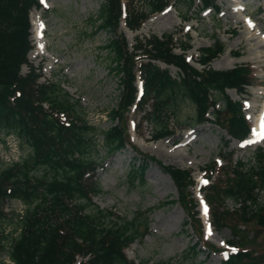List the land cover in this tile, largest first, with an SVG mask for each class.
Masks as SVG:
<instances>
[{
  "label": "trees",
  "instance_id": "trees-1",
  "mask_svg": "<svg viewBox=\"0 0 264 264\" xmlns=\"http://www.w3.org/2000/svg\"><path fill=\"white\" fill-rule=\"evenodd\" d=\"M170 1L103 0L96 15L97 29L115 36L105 49L113 65L110 71L119 76L121 85L119 104L109 116L111 123L116 121V124L100 133L102 144L111 154L131 146L126 135V120L120 111L128 112L133 106L143 113V118L149 120L151 116L160 124L155 138L171 134L162 121L185 103L195 110V125L211 122L237 141L246 139L250 133L243 104L230 99L227 90L244 93L253 85V71L243 65L224 71L207 68L224 53L223 44L215 41L211 47L201 50L199 63L204 68L199 71L189 65L183 55L174 53L175 44L170 34L144 43L139 41L133 52L125 37L117 34L122 20L129 30L136 31L150 16L169 6ZM175 1H186L188 7L195 3V0ZM200 1L199 12L208 8L218 12L212 0ZM32 8H39L36 0H0V138L12 135L20 149L28 150L19 161L0 167V218L3 202L17 200L23 205L21 214H11L14 227L10 235L15 236L10 238L8 234L6 239L0 235V254L4 252L11 264H148L131 261L124 253L148 231V223L143 227L136 223L143 214L123 221L114 212L99 209L92 201L93 196L102 193L94 180L97 161L91 158V153L98 151L96 129L80 118L81 114L74 109L70 96L59 83L38 82L39 71L27 63L26 56L31 49L28 14ZM182 48L185 50L184 46ZM137 59L141 61L139 64ZM156 62L177 67L181 75L173 78ZM22 65L28 67L24 74L20 70ZM136 72L143 82V95L139 100ZM219 100L222 104L217 107ZM75 106L79 107L76 101ZM139 157L140 163L131 165L129 173L132 180L144 183L147 167L160 163L152 157ZM230 157L232 154H229L223 178L218 177L203 188L214 229L229 226L228 221L237 222L230 226L236 241H227L236 251L222 264H264V251L257 256L256 249L246 250L247 243L255 244L247 239L244 229H239L240 225H254L264 230V205L258 202L259 192L264 191V148L256 149L248 168L240 161L234 163ZM161 168L169 175L179 195L177 200L168 203L178 204L184 210L189 218L184 226L192 225L202 241L196 201L189 193V188L194 186L190 173L171 166ZM208 171L206 176L211 180L213 169ZM226 200L239 204V208L228 210ZM2 241H7L6 245ZM199 244L195 243L186 253H200ZM208 249L219 251L213 246ZM77 258L86 260L77 263Z\"/></svg>",
  "mask_w": 264,
  "mask_h": 264
},
{
  "label": "rangeland",
  "instance_id": "rangeland-1",
  "mask_svg": "<svg viewBox=\"0 0 264 264\" xmlns=\"http://www.w3.org/2000/svg\"><path fill=\"white\" fill-rule=\"evenodd\" d=\"M212 1L218 12L211 9L199 12L202 7L200 0H195L192 7H188L186 1L171 0L167 9L151 16L143 24L147 25L152 20L145 33L140 32L143 25L136 31H129L122 22L117 34L125 37L132 52L139 41L144 43L153 37L161 39L170 34L175 44L174 53L182 54L198 70L204 68L199 63L201 50L218 41L224 45V53L212 60L207 68L224 71L242 65L250 66L253 85L242 94L227 90L230 99L244 104V114L252 126V132L243 145L229 140L226 132L213 123L195 125V110L185 103L168 113L169 118L162 121L171 134L159 138L155 135L160 124L151 116L146 120V117L141 119L143 113L120 111L126 120V135L131 146L109 153L102 144L100 133L116 124V121L111 123L109 116L119 104L121 85L119 76L110 71L113 65L105 49L108 41L115 36L109 31H99V22L95 21L103 0H41V8L29 12L32 48L27 54L28 64L40 70V82L59 83L70 96L74 109L81 114L80 118L98 134V151L92 152L91 158L97 161L94 180L102 193L93 196V203L101 210L114 212L123 221H130L141 213L143 215L136 223L142 227L148 223L146 235L125 249L127 258L136 263L222 264L228 253L233 252L234 248L226 241H236L230 226L237 222L228 221L229 226L218 231L210 225L208 207L201 190L210 183L204 177V171L215 166L212 181L223 178L229 154H232L230 159L234 163L240 161L248 168L253 163L256 147L264 148V138L250 144L255 127L260 121L264 125V0ZM157 64L161 69L168 70L173 78L181 75L177 67ZM27 69V66H22L21 73H26ZM221 104L219 100L216 106ZM209 118L213 120L211 115ZM6 143L7 150L0 147V158L6 162L18 161L28 152L26 147H17L16 140L11 136L6 138ZM140 155L152 157L160 163H151L147 167L144 183L132 180L129 173L131 165L140 163ZM5 165L0 161V167ZM160 166L186 170L196 183L189 188L191 197L199 203L195 211L198 210L199 216H202L207 208L206 219L200 217L203 223L202 241L192 225L184 226L189 220L184 210L177 204L168 203L169 200H177L179 195L175 184ZM258 202L264 205V191L259 192ZM239 206L231 200L225 201V208L230 211ZM22 210L23 205L17 200L2 203L1 236L6 239L8 234L10 238L15 236L10 235L14 227L11 214H21ZM146 218L148 221H145ZM239 229H244L247 239L255 244L247 243L246 250L256 249L257 256L264 251L263 229L254 225H240ZM6 242L2 241V244L6 245ZM195 243H200L198 249L201 252L187 254ZM211 246L221 251L210 252L208 247ZM0 264H11L4 252L0 254Z\"/></svg>",
  "mask_w": 264,
  "mask_h": 264
},
{
  "label": "bare ground",
  "instance_id": "bare-ground-1",
  "mask_svg": "<svg viewBox=\"0 0 264 264\" xmlns=\"http://www.w3.org/2000/svg\"><path fill=\"white\" fill-rule=\"evenodd\" d=\"M152 23V20H149V22L147 23V25H143V27L140 29V32L141 33H145L147 31V29L149 28V26L151 25ZM250 23V22H249ZM263 131H264V125H263V122L260 121V123L255 127V131H254V135L253 137L254 138H259L263 135ZM205 212H202V219H206V216H205ZM207 226V225H206Z\"/></svg>",
  "mask_w": 264,
  "mask_h": 264
},
{
  "label": "snow or ice",
  "instance_id": "snow-or-ice-1",
  "mask_svg": "<svg viewBox=\"0 0 264 264\" xmlns=\"http://www.w3.org/2000/svg\"><path fill=\"white\" fill-rule=\"evenodd\" d=\"M204 183H207V181H205ZM205 214H207V208L205 207ZM211 234V232H209V235ZM233 251H235L234 249H233Z\"/></svg>",
  "mask_w": 264,
  "mask_h": 264
}]
</instances>
